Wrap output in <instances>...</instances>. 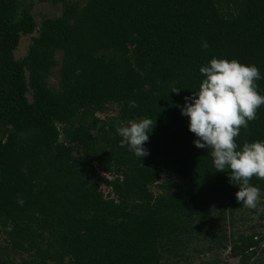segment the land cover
Instances as JSON below:
<instances>
[{"label": "trees", "instance_id": "16d2710c", "mask_svg": "<svg viewBox=\"0 0 264 264\" xmlns=\"http://www.w3.org/2000/svg\"><path fill=\"white\" fill-rule=\"evenodd\" d=\"M53 2L61 15L38 22L32 1L0 0V264H264V224L247 226L177 107L213 58L255 65L264 96V0ZM257 116L237 150L264 141ZM144 118L140 159L116 129Z\"/></svg>", "mask_w": 264, "mask_h": 264}, {"label": "clouds", "instance_id": "9594fccd", "mask_svg": "<svg viewBox=\"0 0 264 264\" xmlns=\"http://www.w3.org/2000/svg\"><path fill=\"white\" fill-rule=\"evenodd\" d=\"M202 48L209 47L206 41ZM206 78L199 91L185 97L180 107L181 115L188 117V129L197 139L194 145L210 150L214 168L218 172H228L230 182L239 187L236 200L249 209H257L261 191L250 181L255 176L264 180V141L244 143L238 149L236 138L241 128L258 118L257 110L264 105V96L258 92L261 73L255 65H243L238 60L213 58L207 66L200 68ZM180 88L171 92L180 93ZM129 107H137L129 101ZM130 126L118 127L117 133L129 145V150L142 159L150 153L144 147L149 141L155 122L144 118L139 122L130 121ZM17 203L23 206L24 201Z\"/></svg>", "mask_w": 264, "mask_h": 264}, {"label": "rangeland", "instance_id": "374dc122", "mask_svg": "<svg viewBox=\"0 0 264 264\" xmlns=\"http://www.w3.org/2000/svg\"><path fill=\"white\" fill-rule=\"evenodd\" d=\"M34 3V8H33V13L34 16L36 18V21L41 22L44 19V16L46 17H57L60 16L62 13V3H54L53 0H30ZM34 36H37V33H34L33 35L30 36H26V37H22L20 45L18 50L16 51L15 55L17 59H22L24 58L27 54H28V49L29 46L32 42V38ZM58 80H59V68H57L55 70V74L51 79V84L53 85V87L57 88L58 85ZM31 98V96H29ZM168 173H166L165 176H167ZM103 189L108 192V188L103 186ZM260 202H264V198L261 197ZM259 209V213L262 212V209H264V205H260L258 206ZM246 216H243L244 218L248 217V222L249 224L247 226H253L256 227V230H261V225L264 224L263 220H261L258 216L257 213H249V209L245 212ZM264 214V213H263ZM238 218H240V213L238 215ZM234 230H232V228H229L227 230V234L230 235L231 232H233ZM2 243V240H0ZM229 251L224 252L223 255L221 256V260L224 262H229V264H237V262L235 260L230 259L229 257ZM211 258V254L208 255H204L203 258V262H207L208 259Z\"/></svg>", "mask_w": 264, "mask_h": 264}]
</instances>
